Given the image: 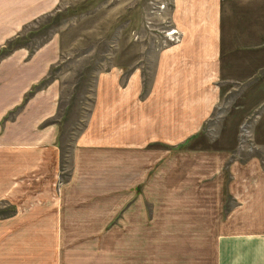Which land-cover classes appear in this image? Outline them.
Listing matches in <instances>:
<instances>
[{
  "label": "rangeland",
  "instance_id": "374dc122",
  "mask_svg": "<svg viewBox=\"0 0 264 264\" xmlns=\"http://www.w3.org/2000/svg\"><path fill=\"white\" fill-rule=\"evenodd\" d=\"M172 9V0H58L0 43V61L59 44L23 99L57 85V110L40 124L57 122V165L20 178L0 162V217L15 211L3 188L51 186L45 196L66 205L61 264H216L219 235L264 226V51L255 75L238 68L218 83L171 82L179 94L196 91L188 110L212 105L198 129H162L155 112L165 99L154 95L174 91L158 64L179 41ZM218 87V99L203 98Z\"/></svg>",
  "mask_w": 264,
  "mask_h": 264
},
{
  "label": "crops",
  "instance_id": "0c3cea01",
  "mask_svg": "<svg viewBox=\"0 0 264 264\" xmlns=\"http://www.w3.org/2000/svg\"><path fill=\"white\" fill-rule=\"evenodd\" d=\"M172 2L171 18L179 41L163 48L158 64L161 67L159 80L169 83L174 91L168 93L166 90L163 95L155 93L154 99H165L163 108L157 102L155 114H159L162 129L186 131L198 129L203 124L204 106L212 103L206 101L203 107L199 103V112L188 110L193 104L188 98H193L196 91L179 94L182 86L171 82H195L203 80L204 76L218 83L226 76L225 72L228 74L231 69L233 72L238 68L239 72L245 70L249 75L258 73L263 63L261 51H264V0ZM57 3L58 0H0V43L35 19L49 14ZM58 45L53 38L30 57L26 50L20 49L0 61V162L5 163V171L9 170L10 175L15 172L14 176L20 178L31 174L40 176L44 168L57 165V122L40 126L57 110V85L50 83L31 94L25 102L23 99L57 61ZM177 67H180L179 75L174 73ZM217 89L207 90L203 98L214 95L218 99L220 88ZM12 110H17L14 117L4 119ZM115 114L114 120L107 117L109 124L118 123V112ZM189 114L191 122L198 126L189 123ZM106 121L103 120L105 126ZM116 136L119 141L124 135ZM2 190L4 206L11 205L15 211L10 216L0 217V264H61L60 228L65 224V203L45 196L53 193L49 185ZM216 264H264V226L253 231L219 235Z\"/></svg>",
  "mask_w": 264,
  "mask_h": 264
},
{
  "label": "built area",
  "instance_id": "2783aa9c",
  "mask_svg": "<svg viewBox=\"0 0 264 264\" xmlns=\"http://www.w3.org/2000/svg\"><path fill=\"white\" fill-rule=\"evenodd\" d=\"M172 30H173V29H172ZM172 30H171V32H173V33H174V31H172ZM173 33H172V34H173Z\"/></svg>",
  "mask_w": 264,
  "mask_h": 264
}]
</instances>
